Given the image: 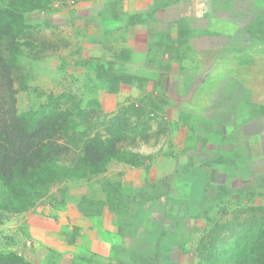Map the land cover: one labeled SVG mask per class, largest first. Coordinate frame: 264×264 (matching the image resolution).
Masks as SVG:
<instances>
[{
	"label": "rangeland",
	"instance_id": "1",
	"mask_svg": "<svg viewBox=\"0 0 264 264\" xmlns=\"http://www.w3.org/2000/svg\"><path fill=\"white\" fill-rule=\"evenodd\" d=\"M149 1L52 0L25 15L17 111L82 115L73 145L63 142L65 170L81 173L86 138L112 139L119 154L100 174L59 178L23 212L0 211V253L27 264H264V0H209L235 29L216 22L207 35L166 27L168 0ZM237 68L246 95L224 75Z\"/></svg>",
	"mask_w": 264,
	"mask_h": 264
},
{
	"label": "trees",
	"instance_id": "2",
	"mask_svg": "<svg viewBox=\"0 0 264 264\" xmlns=\"http://www.w3.org/2000/svg\"><path fill=\"white\" fill-rule=\"evenodd\" d=\"M51 4L52 0H0V211L23 212L59 178L100 174L119 154L112 139L86 138L78 162L81 173L65 170L59 162L68 151L63 142L73 145L70 139H77L74 131L82 115L58 105L25 113L15 107L13 68L21 56L19 42L30 29L24 17ZM0 264L27 263L16 254L0 253Z\"/></svg>",
	"mask_w": 264,
	"mask_h": 264
},
{
	"label": "crops",
	"instance_id": "3",
	"mask_svg": "<svg viewBox=\"0 0 264 264\" xmlns=\"http://www.w3.org/2000/svg\"><path fill=\"white\" fill-rule=\"evenodd\" d=\"M147 3L150 6V1L149 0H142V3ZM153 6H155V2L152 3ZM165 7L159 9V11H164V10H172L174 12V17L172 20H165L170 27L175 26L178 22L184 21L187 23V26L190 29H203L204 33L207 35V30H211V27L213 26L214 23L218 22V24H227L230 25L231 27L234 26L232 21L228 22L222 19H219L217 17L218 13L220 10H224V8L220 5H214V3H209V0H168L166 4H164ZM127 10V8H125ZM157 11V10H156ZM230 12H233L235 14V5L233 8L229 9ZM219 19V20H217ZM169 28V27H168ZM235 29V26H234ZM234 33V30L231 31ZM220 36V34H219ZM221 37V36H220ZM157 39V38H156ZM232 41V39H231ZM235 41V35L234 39ZM205 42V41H204ZM200 43V42H199ZM197 41L195 44H199ZM203 43V42H202ZM208 40L206 39V44H208ZM200 47V46H199ZM197 45L194 47V49H199V56L204 54V52H208L209 54H214L215 59H221L220 58V51H223L222 49L215 47V48H207L200 50ZM247 49V48H246ZM235 52V48H233ZM213 58V57H212ZM219 62V60H217ZM240 69L237 68L236 70L232 69L230 72H225L224 75L230 76L235 81V90L239 93L241 92L242 94L246 95L249 90L246 88V85L243 81H246L245 78H243L242 75H240ZM216 74V72H214ZM217 74L223 75L221 71L217 72ZM243 80V81H242ZM242 81V82H241ZM248 103L245 102L244 104H236L235 106L238 107H248Z\"/></svg>",
	"mask_w": 264,
	"mask_h": 264
}]
</instances>
